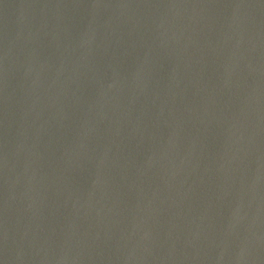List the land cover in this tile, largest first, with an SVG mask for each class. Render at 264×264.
<instances>
[{"label":"water","instance_id":"95a60500","mask_svg":"<svg viewBox=\"0 0 264 264\" xmlns=\"http://www.w3.org/2000/svg\"><path fill=\"white\" fill-rule=\"evenodd\" d=\"M0 264H264V0H0Z\"/></svg>","mask_w":264,"mask_h":264}]
</instances>
